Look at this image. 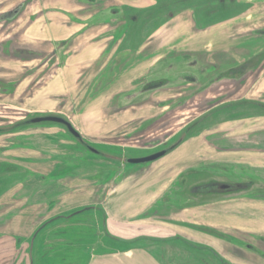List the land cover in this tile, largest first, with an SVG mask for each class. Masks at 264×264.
Wrapping results in <instances>:
<instances>
[{
	"label": "flooded vegetation",
	"instance_id": "obj_1",
	"mask_svg": "<svg viewBox=\"0 0 264 264\" xmlns=\"http://www.w3.org/2000/svg\"><path fill=\"white\" fill-rule=\"evenodd\" d=\"M24 1L0 0V99L25 106L12 111L10 132L0 128V237L11 238L0 241V264L132 252L146 253L144 264H179L164 255L174 242L202 249V264H264V208L248 211L251 231L238 226L243 217L236 226L217 218L218 206L225 213L264 194V47L198 51L165 36L186 12L199 34L228 26V4L216 0L220 13L206 0L100 10L107 0H79L78 15L56 0ZM20 53L23 62L4 58ZM69 103L85 110L71 118ZM21 168L28 187L39 186L38 215L35 203H18L23 183L5 174ZM46 230L48 246L32 258Z\"/></svg>",
	"mask_w": 264,
	"mask_h": 264
},
{
	"label": "rangeland",
	"instance_id": "obj_2",
	"mask_svg": "<svg viewBox=\"0 0 264 264\" xmlns=\"http://www.w3.org/2000/svg\"><path fill=\"white\" fill-rule=\"evenodd\" d=\"M200 1H203V0H195L196 3H199ZM206 1L208 5H209V2H212V6L210 4L206 8V10H213L214 12L218 10L217 13H220L219 12L220 10L225 9L226 13H225V16H223V18L233 21L225 29V31L227 32V38L224 40H218V38L217 40H214L213 46H212L214 48L212 50H217L218 48L217 44L221 43L219 46V48L221 49L229 50L230 47L231 48L235 47L232 45H236L237 48L243 47L244 49L248 50L249 51L248 55H251L258 47H260V49L264 47V37H262L261 35V33H264V0H224V2L228 5L223 8L219 7V4H217L218 1L216 0H209V1L206 0ZM23 3L27 4L28 0H25ZM248 29L249 31L250 30L252 31L249 34H248V31L246 32V30ZM256 30L259 31L257 34H256ZM216 37L217 36H215V38ZM4 54H6V51H4ZM16 56H17L16 54H7V56H5L4 58L5 59L8 58L10 60L19 59L20 62H23L22 60H25V58H27L26 54L24 53H20V55L17 56L18 58H15ZM181 73H188V72H181ZM52 105L53 106L51 107V109L54 110L56 108V105L55 104H52ZM15 106L19 107L20 109L23 108L21 105L20 106L15 105ZM15 106H13L11 99L8 97H4L3 100L0 99V118L1 117L4 118V120H0V128H3L6 132H10L8 130H10L13 127V123H16V121H18V119H16L17 117L15 118L16 115L12 113V111L15 110L14 109ZM90 107L91 106L88 107L89 110H91ZM63 109L67 113V115L71 118H74L76 116L75 112L78 113V111H80L81 113L85 110L83 109V107H80L79 105L74 104V103L73 104L69 103V104L64 105ZM71 120L74 123L76 122V120L74 119H71ZM77 123H80V121L77 120ZM84 128L89 136L93 137V135L97 133L95 132V130L90 129L91 128L90 120L85 122ZM185 140H186V133L181 132L175 143L183 142ZM19 171L20 172L18 174H13L8 171H6L5 174L8 177H11V178H7L8 180L11 179V183H13V180L15 182L17 180H20V183H23V185L19 187V189L16 192V194H19L18 198L20 199L18 203L22 204L27 201L30 203H35L34 213L38 215L39 210L43 206V203L38 202V199L36 196L39 186L38 184H35L36 185L35 190L32 189L34 183L32 184L31 188L28 187L29 185L28 168H25V169L21 168L19 169ZM260 171L261 170H259V172ZM259 175L262 178H264V174L262 171L259 173ZM39 178H40V175L37 174L36 182H40ZM206 181L208 182V180H205L202 183L205 182L206 184L207 183ZM50 185L53 188L55 187L54 184H50ZM59 185L60 184H58V187ZM72 185L73 184L69 183L68 187ZM257 190H259L260 193H264V184H261V185L259 184L257 186ZM34 192H36V195H34ZM256 202H258L259 204L256 205ZM258 205H259V208L261 209L264 208V194L258 200H255L253 202L250 200L244 199L243 202H234L232 204H228V207L230 208V210L226 212L228 215L220 216V214H218L217 216V218L219 219L218 222L219 223L230 222L229 225L236 226L240 223L239 220L244 219V221L240 223L238 226L241 227L242 230L243 229L247 231L254 230L255 226L253 225V220H252L253 218L250 219L248 215V211L251 212V214L253 213L256 214V212L253 211L252 209L257 208ZM217 208H220V206H218ZM236 208L241 210L237 214L233 213V210L235 211ZM231 213H233L234 215ZM202 232H207V230H204ZM48 235H52V231L46 230L45 232L38 235L36 241L34 242L32 258H36L38 256L41 258V250L45 248L46 246H48V242H49ZM4 240H11V238L6 237V236H1L0 241H4ZM201 250L202 249H196L193 251L189 249L188 247H186L184 243L174 242V243H171L170 246L164 248V255H165V258L167 259L170 258L171 260L178 262L179 264H189V263H192L194 260H195V264H202L200 261L202 260L207 261V257H209V255ZM175 257H176V260H175ZM41 263L43 262L41 261Z\"/></svg>",
	"mask_w": 264,
	"mask_h": 264
},
{
	"label": "crops",
	"instance_id": "obj_3",
	"mask_svg": "<svg viewBox=\"0 0 264 264\" xmlns=\"http://www.w3.org/2000/svg\"><path fill=\"white\" fill-rule=\"evenodd\" d=\"M154 3L155 0H107L99 9L101 10L111 5L116 6L121 4H127L131 7H134L135 9H145L153 6ZM51 5L54 7L66 9L73 14L80 15V5L82 4L79 3V0H56L53 1ZM177 18L179 19V24H175L171 29L167 31V34L165 35L169 40V44L171 43V45L174 44L179 46L180 48L181 41L184 42V40H187L188 43H190V47H193L198 51H209L214 48L212 47L214 40H217V38H220L218 40H224L221 37V34L226 35V33L224 32V28H227V23H223L211 29H205L204 32H201L199 34V31L197 32L194 29L195 25L192 19V14L186 12L185 14H180ZM213 35L217 37L215 38V36ZM141 49L142 47L139 48V50ZM122 62L123 59H121L120 61L118 60V66H120V63L122 64ZM221 208L223 207L220 206L219 214L226 215L227 213L222 212ZM239 211L241 210L236 208L235 211L233 210V213L237 214ZM149 259L150 258L147 257L146 253L132 252L127 253L126 255H106L103 257H95L90 260L89 264H141L142 261L149 263Z\"/></svg>",
	"mask_w": 264,
	"mask_h": 264
},
{
	"label": "water",
	"instance_id": "obj_4",
	"mask_svg": "<svg viewBox=\"0 0 264 264\" xmlns=\"http://www.w3.org/2000/svg\"><path fill=\"white\" fill-rule=\"evenodd\" d=\"M41 120H50V119H47V118H45V119H41ZM66 126H67V128L69 129V131L71 132V133H73V134H75V132L73 131V129L71 128V126L67 123V124H65ZM76 135V134H75ZM164 154V153H163ZM162 154V155H163ZM208 188H210V187H208ZM205 189H207L206 188V186H203L202 188H201V190H205ZM221 190H223L222 192H224L225 191V187H222V188H220V192H221Z\"/></svg>",
	"mask_w": 264,
	"mask_h": 264
}]
</instances>
